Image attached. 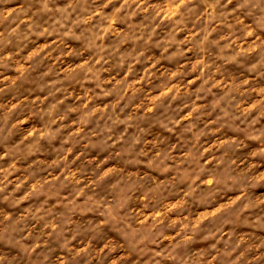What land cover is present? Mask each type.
Segmentation results:
<instances>
[{
    "label": "clouds",
    "instance_id": "9594fccd",
    "mask_svg": "<svg viewBox=\"0 0 264 264\" xmlns=\"http://www.w3.org/2000/svg\"><path fill=\"white\" fill-rule=\"evenodd\" d=\"M0 264H264V0H0Z\"/></svg>",
    "mask_w": 264,
    "mask_h": 264
}]
</instances>
